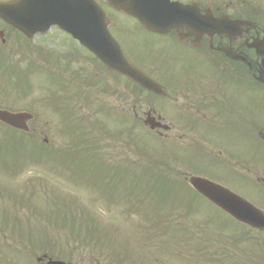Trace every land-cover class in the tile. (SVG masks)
<instances>
[{
	"label": "rangeland",
	"instance_id": "rangeland-1",
	"mask_svg": "<svg viewBox=\"0 0 264 264\" xmlns=\"http://www.w3.org/2000/svg\"><path fill=\"white\" fill-rule=\"evenodd\" d=\"M200 1L204 7L210 6L216 13L225 10L233 17L241 13L243 18L247 19L259 17L258 5L264 10L263 0ZM99 2L115 22L116 25L111 30L120 44L124 45L126 54L135 65L141 66L147 73H150L154 67L165 69L174 65L175 69H167L168 77L183 78L187 74H195L207 77V80L214 79L207 58H215L218 57L217 55L206 56L205 52L199 51L196 47L183 46L181 45L183 43L179 44L176 39L149 33L141 28L132 16L117 12L103 0ZM1 27L7 33L5 35L7 42L3 47L0 46L7 63H4L3 53H0V108L10 111L27 110L33 113L35 118L30 122V125H33V133L15 130L0 122V224L8 223L6 229L3 223L0 226V264H28L24 259L15 261L13 254H31L35 260L36 257L47 254L48 257L72 264H236L239 260L245 264L247 252L239 250L236 252L231 236L226 232L221 239L220 235L210 236L213 230H217L216 225L199 227L204 230L197 235L201 237V241L195 239L194 243H188L187 240L180 242L176 239V234H170L171 229L166 235L164 234L162 219L176 224L178 228L173 225L168 227L174 228L179 234L185 227V232L190 237L198 234L196 221H200L203 225L213 222L218 224L216 216L222 214L204 198L201 200L197 198L198 201H194L188 195V201L178 200L173 196L182 197L187 193L174 185H165L161 180H159L161 184L159 188L155 180L150 181V175L143 176V169H133V179L130 180L129 177L130 181L128 180L126 184L129 186L124 190L120 186L122 183H119V176L116 184L113 183L112 187L104 189L105 184L103 185L102 180L105 177L99 173V169L92 173L91 165L86 162L80 163L79 157L86 156L82 152L86 134L80 133L74 119L79 120L81 117L93 123L84 127L92 134L91 143H95L96 150L114 154L112 163L119 162L117 163L119 167L124 162L126 154L131 155L132 161L138 164L140 161L147 163L149 155L154 157V160L158 159L156 156L159 154L163 158L171 157L175 154L174 150L170 147L166 148L161 141H156V137L149 132L142 131L143 133L139 134L136 123L134 129V123H128L126 119L121 123L111 117L109 123L99 122L115 114L114 112L110 114V111L102 107L98 100L106 102L108 98L132 115L136 111L139 116H143L146 110L155 109L162 117L171 121L172 108L168 98L155 99L145 90H142V94L134 92L124 98V92L129 94L132 89L128 81L124 77L120 78L108 71L105 72L107 68L95 57L87 55L86 52L82 54L84 51L82 48H79L78 52L75 48L64 47L71 37L57 27L45 36L35 35L34 40H30L13 27L0 25ZM84 68L86 72L83 71ZM90 70L102 71L100 74L106 77L107 82L109 81V89L120 90L121 98L117 94L108 95V92H103L106 87L103 86L102 81L97 87L88 86L86 77ZM83 73H86V76ZM59 74L64 76L65 85ZM75 82L85 93L95 95L93 96L95 105L84 101L74 107L76 102L71 101L73 97L71 93L69 96L68 94L64 96L62 92L57 91L65 87L69 92L72 83ZM255 88H258L257 84ZM256 92L259 90L256 89ZM188 93L190 96H182L177 100V110L182 109L181 106L185 107L191 100L197 105L200 104V99L191 96L202 95L199 91L188 90ZM225 94L226 98H229L239 109L248 110L250 106L248 96L243 90L239 91L238 86L226 87ZM252 96L255 101L254 112L258 118L259 132L264 134L262 132L264 131V92ZM89 100L91 102L92 98L89 97ZM190 109L192 112L201 113L187 107V111ZM113 110L119 113L115 108ZM173 114L175 118L177 116L181 118L188 128L198 130V135L192 137L188 133L185 136L187 140H191L190 138L201 140L205 136L201 114L198 117H191L192 120L184 118L179 112L174 111ZM66 115H69L70 119L67 120L68 124L63 119ZM66 126H72L70 131L65 128ZM129 128L133 131L130 136L127 135ZM123 129L125 132L122 131ZM185 130L169 132L166 138L182 143L181 140L176 141V139ZM215 133V130L209 131V134ZM45 138L49 141L47 144L44 143ZM259 138L255 145L259 158L257 160L258 165L264 168V140L261 136ZM138 139L150 148L146 153V156L149 154L147 159L146 156L139 157L142 155L140 152L145 153L142 149L145 148V144L140 143ZM192 146L191 158L200 161L195 170H203L205 175L208 174V178L212 179L214 177L212 167L219 164L207 155L202 143H192ZM255 147L251 146L253 152ZM87 148H90L88 142ZM50 152L53 153L51 161L46 157ZM61 157L67 160L64 169L67 175L64 176H61L64 173ZM105 159L109 161L108 156ZM125 163L132 166L131 163ZM152 168L157 169L155 166ZM159 170L154 172L157 173ZM72 173L76 174L72 175ZM175 174V172L170 173L169 176L173 179ZM231 174L230 170L222 173L223 177L220 178L222 183L229 184L231 181L227 175ZM89 176L95 178L91 185H95L96 178L97 182L101 181V183L92 187L89 185L92 181ZM141 189L146 190V196L138 192ZM232 190L245 199H250L264 211V185H260L256 192L240 186ZM128 191L132 197L127 196ZM139 195L142 196V200H139L141 199ZM160 196L163 197L160 204L166 206L161 209L151 206L149 209L170 210L168 215L163 213L159 219H155L136 212L138 208H146L149 202L154 204ZM129 199L130 205H128ZM182 207L189 210L186 219L182 210L175 209ZM174 217L176 219H173ZM158 221L161 222L157 225ZM226 221L227 217L220 223L226 225ZM183 236L184 233L179 237L183 238ZM260 255H264V250ZM7 256H11L10 262L7 261L10 259ZM260 263L264 264V260Z\"/></svg>",
	"mask_w": 264,
	"mask_h": 264
},
{
	"label": "water",
	"instance_id": "water-1",
	"mask_svg": "<svg viewBox=\"0 0 264 264\" xmlns=\"http://www.w3.org/2000/svg\"><path fill=\"white\" fill-rule=\"evenodd\" d=\"M106 2L117 10L135 16L152 32L163 33L174 27L186 26L192 34L197 36L221 32L234 34L243 29V26L250 25L248 22L230 20L226 17L215 19L209 12L204 15L197 4L183 5L179 2L169 3L167 0H106ZM0 17L24 31L29 37L36 32L45 33L51 25L56 23L76 38H80L81 43L90 48L109 67L125 73L143 87L160 89L149 77L131 66L122 48L108 31L110 20L94 0L0 1ZM252 45L258 53L263 54L262 41L254 42ZM30 118L32 114L27 112L14 114L0 109V120L15 127L27 129L26 121ZM152 125H154L153 121ZM191 182L200 193L225 211L247 223L258 227L264 226L263 213L238 195L204 178L193 177ZM48 264L65 263L51 260Z\"/></svg>",
	"mask_w": 264,
	"mask_h": 264
},
{
	"label": "flooded vegetation",
	"instance_id": "flooded-vegetation-1",
	"mask_svg": "<svg viewBox=\"0 0 264 264\" xmlns=\"http://www.w3.org/2000/svg\"><path fill=\"white\" fill-rule=\"evenodd\" d=\"M258 6L260 22L257 20L254 21L258 22L257 25L260 26L261 36H263L264 10L260 5ZM222 14L227 13L225 10H221L218 15ZM238 17L243 18L241 13L233 18ZM185 32L177 31L180 36L185 34ZM253 33L254 30H251L250 33L246 34L244 39L240 41H230L225 37L214 39V45L219 43L227 47L232 46V48L238 51L242 58L229 60L221 55V51H213L217 52L218 55L220 53L219 57L207 59V63L210 64L214 73L213 80H207V77L196 76L195 74H187V76L183 78L168 77L167 69H175L174 65H170V67L165 69L159 66L157 68L154 67L151 69L150 73L141 70L156 80L163 86L164 90L167 91L166 97H168L169 104L172 108V119L169 129L183 131L187 128L181 118H178V116L175 118L173 114L174 111L177 113L179 112L184 118H190L191 120V117H198V115L201 114L205 132L204 139L206 141V149L211 158H219L216 162L219 165L212 167L213 173L221 175L230 170L232 174L227 175L229 181H231L228 184L229 187L235 188L240 186L241 188H248L256 192V189L259 188L260 185H264V168L258 165L257 160V147H255V145L259 141L258 122L254 112L255 104L252 95H255L254 90L256 82H254V79L259 78L262 81L264 80V65L260 58L256 56L254 50H250L244 42L246 38H250ZM2 34L3 32H1V35ZM203 41V39L200 41L199 47H202ZM182 42L183 46L191 45L197 47V45H199V42L195 41L193 37H185ZM104 71H109V69H105ZM87 79L89 81V86L95 81L92 80V75L87 77ZM231 86H238L239 91L243 90L244 94H247L250 104L247 111L239 109L229 98H226V87L229 88ZM188 90H196L202 94L199 96L196 94L191 95L197 100L200 99V104L197 105L194 100H191L185 107L181 106L182 109L177 110V100L182 96H190ZM187 107L194 108L196 111H201V113L192 112L191 109L187 111ZM211 130H215L216 133L209 134ZM157 132L162 134L160 129H158ZM179 136V138L182 137V135ZM251 146L255 147V152H253ZM241 227L242 226L239 224H234L233 232L235 233L237 230L242 229ZM244 227L246 228L245 231L254 238H256L255 233H264L262 230H255L249 225ZM248 243L252 244L251 237ZM249 251H253L251 246L246 249V252ZM248 255H252V253L249 252ZM40 262H43V260H40Z\"/></svg>",
	"mask_w": 264,
	"mask_h": 264
},
{
	"label": "trees",
	"instance_id": "trees-1",
	"mask_svg": "<svg viewBox=\"0 0 264 264\" xmlns=\"http://www.w3.org/2000/svg\"><path fill=\"white\" fill-rule=\"evenodd\" d=\"M163 223H166V220H161ZM164 232H167V227L164 229ZM188 234H184V236H183V238H180V237H176V239H178V238H180V239H178V240H180V241H184V240H186V236H187Z\"/></svg>",
	"mask_w": 264,
	"mask_h": 264
}]
</instances>
